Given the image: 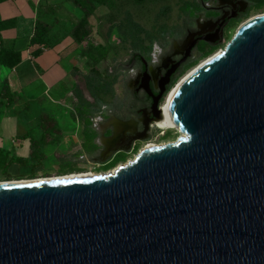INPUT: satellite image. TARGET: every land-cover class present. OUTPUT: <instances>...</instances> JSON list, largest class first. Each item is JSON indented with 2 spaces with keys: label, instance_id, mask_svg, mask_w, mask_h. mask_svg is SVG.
I'll return each mask as SVG.
<instances>
[{
  "label": "water",
  "instance_id": "obj_1",
  "mask_svg": "<svg viewBox=\"0 0 264 264\" xmlns=\"http://www.w3.org/2000/svg\"><path fill=\"white\" fill-rule=\"evenodd\" d=\"M170 73L157 97L142 75L153 119ZM170 119L181 138L113 173L0 186V264H264V18L175 91Z\"/></svg>",
  "mask_w": 264,
  "mask_h": 264
},
{
  "label": "rangeland",
  "instance_id": "obj_2",
  "mask_svg": "<svg viewBox=\"0 0 264 264\" xmlns=\"http://www.w3.org/2000/svg\"><path fill=\"white\" fill-rule=\"evenodd\" d=\"M200 1L203 2L205 7L199 5L196 9L189 10V22L192 19L211 20L217 16V14L210 9L216 5L213 0ZM239 1H242L245 4V13H243L242 16L233 22L229 23V25L224 29L220 42L210 48L211 50L205 46L198 47V58L190 63L183 70V72L175 78L168 89V93L191 69L197 66L200 62L213 56L220 50H223L229 40L234 37L241 24L253 16L264 13V0ZM100 10L101 11H98V19L91 18V37L97 43L104 44L106 41L110 46L117 47L121 42V38L115 29L108 31V26L103 18V12L105 11L103 9ZM180 23L181 19L179 18V31L175 30L176 32H179V36L182 26ZM70 32L71 31H69L68 28L64 30V32H62V38L69 37ZM176 32L173 34L171 33L168 37L171 39L179 37ZM101 36H105L106 40ZM166 42L167 41H164V44H166ZM182 46L183 44L178 45L177 47ZM83 48V45H78L72 40L65 48H63L62 53L65 63V76L62 81V86L59 88L62 93H59V91L57 93L55 90L51 91L52 99L49 100V104H43L45 99H40L37 101V103L31 104L27 108H25V105H21L18 108L12 106L9 107L10 109H8L5 105L0 104V131L1 124L5 120L13 122L15 121V124H18V126L13 128L14 132L16 133L15 135H20L30 129V127L35 122L36 116H42L46 120L49 119V122L52 125L53 120L51 121V117H54L55 115L57 116L62 113L64 115H69L70 113H75L77 115V102L72 94L75 86L79 84L84 92V96L89 102L91 101V98L84 88V84L81 82L78 72L75 70H78L81 75L86 76L88 82L94 88L110 93L113 96V98L110 100V103L101 104L100 110L92 116V120H84L83 124L81 123V125L78 126L76 131H74L70 137L57 136V132L52 130V134L53 136L55 135V137L48 136L46 144L44 145L45 147L42 150V152H44L42 153V156L45 158L39 164H37L35 160L28 159L27 161L30 162H28L24 168L16 171H8V176H0V182L30 181L41 178H55L74 173L104 174L115 170L122 164H127L128 162L132 161V157L136 156L144 146L150 143L167 144L175 141L178 138L180 133L175 129L163 132L155 127H152L149 129V136L146 139L131 143L128 149H120L123 147L126 148L129 144L128 143L126 146L117 148V151L114 150L115 152L112 151L113 153L111 152L110 155L103 158L101 155L102 147L101 145H98L97 141L102 136L106 138L112 135V127L108 126L104 131H101L105 132V134L103 133L104 135H102L98 131L99 125L102 126L109 122L110 115L115 116V118L119 121H125L131 114V111L128 109V102L131 100L132 92L127 87V83L133 76L135 68H126L125 66L129 64L128 62L131 58V54L132 52H135V50L126 49L123 52L118 53L111 51L108 54L105 62L97 66V69L100 72L108 70V73L113 75L110 80L102 81L101 79L92 76L90 72L91 68H93L92 63L87 61L80 54ZM150 52L152 51L146 52V50L143 49L141 51L142 57L145 60H148ZM167 94L165 98L167 97ZM165 98L163 102L165 101ZM97 117H99L100 122L95 123L94 119H97ZM86 128H89L90 131L89 129L86 130ZM50 140L53 141L49 142ZM5 146H8L9 149L12 147L10 142H7ZM11 149L10 151H6L5 149L1 151L3 154L9 153L10 155H13V151ZM80 151H83L87 154V161H82L78 158L80 156ZM100 155L102 159L100 158ZM93 159H95V161H93Z\"/></svg>",
  "mask_w": 264,
  "mask_h": 264
},
{
  "label": "trees",
  "instance_id": "obj_3",
  "mask_svg": "<svg viewBox=\"0 0 264 264\" xmlns=\"http://www.w3.org/2000/svg\"><path fill=\"white\" fill-rule=\"evenodd\" d=\"M3 0H0V3ZM78 8L83 17L72 28L70 36L73 42L78 45H83L84 48L80 54L87 61L92 63L90 72L93 77L99 78L102 81H108L113 76L108 73V70L100 72L97 66L104 63L108 54L123 52L126 49H134L132 58H141V51H151L154 43L159 46H164L165 39L175 30L179 31V18L181 19V27H187L189 22V10L196 9L200 5V0H65ZM104 7L107 13L103 16L108 31L116 30L121 38L119 46L112 47L106 41L104 44L97 43L92 39V26L88 22L90 17L99 18L95 15L97 7ZM180 14V15H179ZM15 26V20H0V67L12 70L20 62L21 56L19 52L12 48L7 49L1 37V32L7 29H12ZM50 31V26L37 21L34 26V32L30 39L29 46H36V50L32 52L33 56L41 54L42 49H48L51 46L47 44V35ZM176 32L179 36V32ZM173 32V33H174ZM172 33V34H173ZM102 37V36H101ZM106 40V37L103 36ZM102 37V38H103ZM81 82L84 84L91 101L89 102L84 96L82 88L77 84L72 91L77 102V117L81 121L90 119L96 114L101 104H108L113 96L103 90L94 88L87 80V77L81 75L78 70ZM20 97L11 93L7 82L3 83L0 90V103L6 101L8 105L15 104ZM117 106V104H116ZM28 106L26 105L25 108ZM39 123L42 130V137L39 141H31V150L29 158L35 160L39 164L45 157L42 156L40 148L46 144L47 135L53 129L48 125L50 122L40 116ZM50 121V120H49ZM53 125V123H52ZM26 137V136H25ZM13 156L9 153L3 154L0 150V176H8V169L13 163ZM27 162V161H26ZM24 162V163H26ZM24 163L22 165H24Z\"/></svg>",
  "mask_w": 264,
  "mask_h": 264
},
{
  "label": "crops",
  "instance_id": "obj_4",
  "mask_svg": "<svg viewBox=\"0 0 264 264\" xmlns=\"http://www.w3.org/2000/svg\"><path fill=\"white\" fill-rule=\"evenodd\" d=\"M100 9L105 11L103 12L104 15L107 13L104 7L99 6L95 10L97 17L99 16L98 11H101ZM82 17L83 13L73 6L72 3L65 2V0H3L0 3V20H15L14 28L1 32L4 46L7 49L12 48L14 51L19 52L21 56V62L14 69L9 70L0 67V90L6 81L11 93L20 98L13 105H8L6 101H1L0 104L10 109L9 107L12 106H15V108L21 105L29 106L37 103L40 99H45L43 104L46 105L52 99L51 91L55 90L57 93L58 91L62 93L59 89L62 86V81L65 76V63L62 52L63 48L72 40L70 35L67 38H62V32L67 28L71 31ZM91 18L93 17L88 19L89 23ZM37 21H41L50 26L46 40L47 44L51 47L42 49L41 54L33 56L32 52L38 47L29 46V42ZM52 120L53 125L49 123L48 126L50 128L53 126L52 130L57 132V136L62 137H70L78 126L81 123L83 124V121L75 113L55 115L51 117ZM90 120H92V117ZM40 122L42 123L43 120H40L36 116L35 122L30 129L20 135H15L16 133L13 128L18 126L17 123L15 124V121L5 120L2 122L0 150L5 149L6 151H10L12 148L13 155L11 154V156L14 158L8 171L22 169L30 162L27 160L31 150V141H39L43 134L39 125ZM94 122H99V117L97 119L95 118ZM52 130L48 133L47 138L48 136H53ZM7 142H10L12 145L10 149L8 146H5ZM44 147L42 146L40 148L41 153H44L42 152ZM79 153L80 156L84 157L82 161L88 160L86 153L83 151ZM23 163L24 165H22Z\"/></svg>",
  "mask_w": 264,
  "mask_h": 264
},
{
  "label": "flooded vegetation",
  "instance_id": "obj_5",
  "mask_svg": "<svg viewBox=\"0 0 264 264\" xmlns=\"http://www.w3.org/2000/svg\"><path fill=\"white\" fill-rule=\"evenodd\" d=\"M213 2H215L216 5L210 9L213 12H215L217 16L211 20L192 19L189 23H187V27L185 28L181 27L179 37H176L175 39H171L167 37L165 39V41L167 42L166 44H164L163 47L158 45L161 50L156 60L152 61V58L150 57L152 52H150L148 60H145L143 57L141 58L131 57L130 58L128 62L129 64L125 67L129 66L128 68H135V72L133 76L127 83V87L132 92L131 100L128 102V109L131 111V114L129 118H127L123 122H129V121L135 122L137 131L135 132L134 135H132L133 133L127 134V136L132 135V136L127 137V140L128 141L130 140V142L126 148L123 147L120 149H128L131 143L142 140V139H134V138H137L142 133V129H143L142 121L144 120L145 117L151 119L149 123L150 125H151V122L154 120L152 118V115L150 114V107L153 102V99L149 97L143 89L140 88L143 73L144 72L147 73L148 80H149V88L151 90V93L153 97H157L160 93V89L158 85L159 82L168 73L171 72L168 76V83L164 85L165 93L162 95V97L158 101V103L160 104L162 102L164 95L166 94V91H168L169 87L171 86L175 78L178 75H180L190 63H192L194 60L198 58L199 56L198 47L205 46L210 49L213 46L217 45L222 38L224 29L229 25V23L233 22L234 20L242 16L243 13H245L246 6L242 1L230 0L229 4H221L219 0H213ZM200 5L202 7H205L202 1L200 2ZM216 30H218V33H217L218 41L212 43L209 41V39L213 35V33H215ZM154 44H157V43H154ZM182 44H185V48H183L184 50H179V53H177V51L175 50V47H177L178 45H182ZM191 44H193L192 48L189 47ZM180 48L181 47H179V49ZM178 62H179V65L176 66ZM135 114H136V117H135ZM111 119L116 120L115 116L113 115H110L109 120ZM110 127H112L111 128L112 135L109 136L111 138V136H113L115 133V128L113 126H110ZM148 136H149V130L146 132L144 139H146ZM109 137H106V138L110 139ZM99 143L100 144L98 145L99 146L101 145L102 147V153H101L102 155L105 147L103 146L104 144L101 143V140L99 141ZM101 155H100V158H101ZM93 161H95V159H93Z\"/></svg>",
  "mask_w": 264,
  "mask_h": 264
},
{
  "label": "bare ground",
  "instance_id": "obj_6",
  "mask_svg": "<svg viewBox=\"0 0 264 264\" xmlns=\"http://www.w3.org/2000/svg\"><path fill=\"white\" fill-rule=\"evenodd\" d=\"M219 2H221V4H229L230 0H219ZM261 18H264V13L251 17L250 19L245 21L243 24H241L240 27H242V26H244L250 22H253L255 20L261 19ZM183 48H185V44H183V46L180 49H179V47H175V50L177 51V53H179V50H184ZM223 50H220L219 52H217L213 56L209 57L208 59L200 62L197 66H195L193 69H191L188 73H186L177 82V84L167 94L165 101L160 105V110H159L160 115H159V117L155 118L151 122L150 128L155 127V128H157L163 132H165L167 130H172V129L177 130L176 127L174 126V124L172 123L171 119H170V108H171V104H172L173 99H174L175 91L179 90L180 87L184 84V82L186 80H188L198 69H200L206 63H208L210 60H212L215 56H217L221 52H223ZM107 126H113L115 128V133L110 139L102 136L98 140V143L101 140V143L104 144L103 146L105 147V149H104L103 154H102V156L104 158L107 157L108 155H110V152L117 150L118 147L126 146V144H128L130 142V140L129 141L127 140V137L134 135L135 132L137 131L135 122L129 121V122H123L122 123L119 120H115V119H111L109 122L102 125L100 129H99V127H100V125H99L98 130L101 132ZM101 133H104V132H101ZM128 133H133V134L127 136ZM181 137H182V134L180 133L178 138H181ZM106 142H107V144H106ZM167 144H169V143H167ZM164 145H166V144H163V143L162 144H151L150 143V144L144 146L140 151L155 148V147H160V146H164ZM124 165H126V164H122L121 166H124ZM121 166H118L117 168H119ZM113 172H114V170L110 171L108 173H104V174L74 173V174H68V175L55 177V178H41V179H35V180H30V181L0 182V186L12 185V184H23V183H27V182H52V181H64V180L68 181V180L96 178V177H102L106 174H110Z\"/></svg>",
  "mask_w": 264,
  "mask_h": 264
},
{
  "label": "built area",
  "instance_id": "obj_7",
  "mask_svg": "<svg viewBox=\"0 0 264 264\" xmlns=\"http://www.w3.org/2000/svg\"><path fill=\"white\" fill-rule=\"evenodd\" d=\"M160 50L161 49H160V47L157 44H153V46H152V54H151L152 61L156 60V58L159 56ZM99 122H100V119H99ZM79 159L80 160H84V157L80 156Z\"/></svg>",
  "mask_w": 264,
  "mask_h": 264
}]
</instances>
